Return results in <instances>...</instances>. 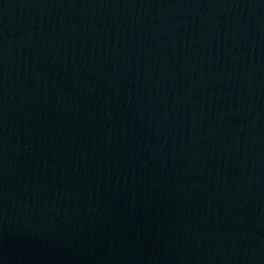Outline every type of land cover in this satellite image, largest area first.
I'll return each instance as SVG.
<instances>
[{
    "label": "water",
    "instance_id": "water-1",
    "mask_svg": "<svg viewBox=\"0 0 264 264\" xmlns=\"http://www.w3.org/2000/svg\"><path fill=\"white\" fill-rule=\"evenodd\" d=\"M0 264H264V0H0Z\"/></svg>",
    "mask_w": 264,
    "mask_h": 264
}]
</instances>
